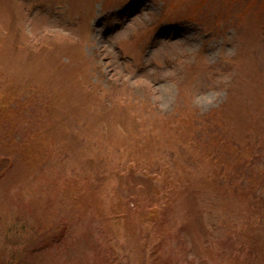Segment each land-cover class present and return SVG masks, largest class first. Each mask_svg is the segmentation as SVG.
I'll return each instance as SVG.
<instances>
[{
	"label": "rangeland",
	"instance_id": "374dc122",
	"mask_svg": "<svg viewBox=\"0 0 264 264\" xmlns=\"http://www.w3.org/2000/svg\"><path fill=\"white\" fill-rule=\"evenodd\" d=\"M263 210L264 0H0V264H264Z\"/></svg>",
	"mask_w": 264,
	"mask_h": 264
},
{
	"label": "trees",
	"instance_id": "16d2710c",
	"mask_svg": "<svg viewBox=\"0 0 264 264\" xmlns=\"http://www.w3.org/2000/svg\"><path fill=\"white\" fill-rule=\"evenodd\" d=\"M261 213H262V218H264V210ZM262 218H261V220H262Z\"/></svg>",
	"mask_w": 264,
	"mask_h": 264
}]
</instances>
